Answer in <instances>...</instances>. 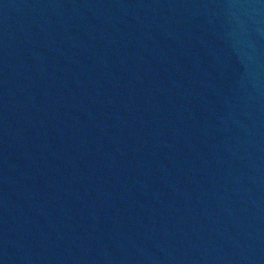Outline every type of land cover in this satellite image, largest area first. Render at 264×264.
<instances>
[{
	"label": "water",
	"instance_id": "obj_1",
	"mask_svg": "<svg viewBox=\"0 0 264 264\" xmlns=\"http://www.w3.org/2000/svg\"><path fill=\"white\" fill-rule=\"evenodd\" d=\"M0 264H264V0H0Z\"/></svg>",
	"mask_w": 264,
	"mask_h": 264
}]
</instances>
